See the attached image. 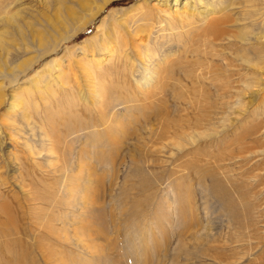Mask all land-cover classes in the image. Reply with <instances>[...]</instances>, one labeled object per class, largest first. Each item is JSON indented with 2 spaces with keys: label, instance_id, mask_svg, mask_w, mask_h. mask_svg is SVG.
<instances>
[{
  "label": "rangeland",
  "instance_id": "rangeland-1",
  "mask_svg": "<svg viewBox=\"0 0 264 264\" xmlns=\"http://www.w3.org/2000/svg\"><path fill=\"white\" fill-rule=\"evenodd\" d=\"M8 1L10 2V0H0V44L9 50L11 55H15V58L8 63L9 69L18 66L24 60L30 61L35 58L37 61L35 68L30 69L27 73H20L18 80L23 82L28 77L32 79V75L37 71L42 78H38L37 83L33 82L38 85L37 89L43 85L51 86L53 84L55 87H52L56 88L55 76L61 72L57 71L58 68L52 70L49 67L51 62L56 65L61 62L60 58L64 55V61L61 64L63 68L60 67L64 70L60 76L68 75L70 72L74 73L73 70H67V66L74 64L77 58H82L80 57L82 56L81 50H77L75 47L82 46L84 40H89V44L95 42L106 33L109 35L108 37L113 38V34H115L112 33L113 27L121 36L120 41H122V37L129 36L130 33L132 34L131 38L134 37L136 42H138L137 38L140 34L142 35L138 39L140 42L147 35L159 37L162 34L170 39L173 37L177 39L178 36L186 37L181 19L171 13L172 8L170 7L173 0H166V4L156 6H152L153 0H111L100 9L96 18L94 17L81 31H76L71 38L63 43L62 36L72 26L84 21L103 0H90L91 2L86 0H11L8 6L3 9L1 5ZM80 1L82 4L78 6ZM233 1L239 7L241 1ZM159 8L165 10L167 14H159ZM12 13L16 18L15 22L2 20V16ZM133 17L138 18L135 26L128 20ZM126 25L128 26L127 32L125 31ZM137 27L140 32L133 35L132 31ZM28 33L39 36L42 44L36 45V42L34 45H29L26 52H17L19 51L15 49L17 46L23 45L24 48L26 39L22 37ZM111 40H107L108 44L115 48L113 42L115 43L116 40L114 38ZM183 40L184 38L181 39L182 42ZM174 42L175 40L170 41L171 44L169 43L168 47L176 49L178 46ZM59 43V47L55 51H51L50 45L57 46ZM120 44L122 45V42ZM120 44H118L120 48L116 49V53L120 51L125 54V52L131 51L129 48L121 47ZM186 46L187 44L184 45L182 51L179 44L180 51L176 55L174 54L175 56L179 54L180 57L170 67L172 69L169 68L172 77H178V72L189 70L191 67L190 70L195 69L198 67V62H201V58L198 59L197 54L187 53ZM66 47L68 51L65 52ZM165 47L167 48V46ZM2 54L0 51L1 61ZM95 55L99 56L101 53ZM207 60L209 61L208 53L205 54L202 61ZM215 62L220 63L218 58L215 61H210L214 64ZM127 68L129 69V64ZM77 75L80 77L79 82L81 83L82 74L77 72ZM205 81L207 82V80ZM180 83H182L179 85L182 86L181 90L185 92L182 91L184 93L181 94L180 88H177L179 89L176 91L177 95L180 96H177L178 98L172 97L170 92L165 97L169 100L167 101V110L176 117L180 113L179 109L182 106L186 107L187 117L194 121L197 112L204 111L203 114L213 116L214 119L212 118L213 120L210 119V121L216 124L218 95L214 91L207 94L193 91V87L190 88L193 84L189 81H184V85L183 82ZM0 84H2V91L5 94L14 89L10 85L9 79L2 76L1 73ZM20 85L22 87L20 89L25 91L33 89V86L28 87L29 83H20ZM176 86L178 84L174 86L175 89ZM207 86L211 87L209 84ZM107 88L109 87L107 86ZM37 89L34 88L38 96L39 89ZM44 96L38 97L41 104L40 112L50 113L53 109L45 110L44 106L48 99L47 95ZM199 96H202V99ZM247 96L245 95L244 101L249 105L247 101L249 96ZM86 98L87 96L83 95L80 98H74L73 101L78 103V107L89 106L90 102L86 103ZM201 103L204 104L201 105ZM8 104L5 106L8 107ZM66 104L64 102L63 105ZM5 106H0L1 119V114L6 111ZM117 106V112L120 113L119 116L123 120L122 123L126 126L127 132H125L126 135L119 134V136L106 141L99 135L103 133V122L99 115L98 117L95 115V119L92 121L93 128L83 131L84 123H78L76 125L82 130L75 133L72 132L71 127L70 130L68 129L69 131L67 130L64 124L70 119L64 118L60 113L52 117L53 126L45 122L43 126L48 134L63 136L64 133L70 132V136L66 138L68 143L59 145L62 153L65 152L63 157L52 167H49L50 161L43 150L42 155L45 158H39L38 164L32 163L25 157L27 152L22 148V145L18 144L17 147H13V141L5 136L7 130L1 128L3 131L0 132L1 136H5L6 139L4 144L0 145V165L6 162L8 151L21 157L22 183L25 184L24 189L28 188L32 200H27V195L23 194L24 192L16 184L14 186L10 182L5 185L0 183V209L2 211V213L0 211V264H264V192L247 191L246 181L237 178L231 184L223 181L225 184L223 188L232 190L231 200L227 203L218 196L215 197L216 194H212L210 187L214 183L212 180H219L222 177V172L219 174L221 144L218 137L199 138L189 146L185 144V141H179L182 145L184 144L181 146L182 150L177 148L171 150L170 148L173 153L168 155L169 147H167L168 149L155 152V154L149 152L142 140L137 141L135 138V134L142 135L146 141L151 140V135L156 137L155 133L159 126L154 121L151 108L145 111L152 113L149 114L150 119L145 120L143 117L144 108L142 113L140 110H133V118L130 120L126 116L124 117L123 106L121 104ZM199 109L202 111H198ZM92 113H95V110ZM137 113H141L139 116L144 121L137 116ZM253 113L259 114L257 111L252 112L249 116L250 120H253ZM135 120L138 123H135ZM79 121L81 119H72L74 123ZM39 122L37 117L36 128H39L41 123ZM242 125L243 123L236 124L235 128H238L236 132L242 130ZM90 135L95 137L87 139ZM33 144L37 150L41 149L36 142ZM67 145L68 147H65ZM156 147L159 145L156 144ZM79 162L82 163L83 168L82 178L79 183L77 181L76 187L71 192L72 195H67L62 182L63 175L75 178L79 172ZM1 168L3 167L1 166ZM0 172L8 180H12L4 168ZM88 172H90V178L92 177L89 197L91 204L89 206V202L85 206L83 202L86 199L84 200L82 197L81 189L86 184L84 177ZM16 177L20 178V175L18 174ZM234 186L235 188H233ZM187 195L191 196L194 206L193 220L188 231ZM4 202L8 203L11 211L9 214L1 208V204ZM232 213L235 214V217ZM38 216L41 219H38ZM230 216L232 219L229 218ZM43 221L47 223L45 224L47 227L41 231L37 225ZM51 230L55 231V235ZM250 233H252L251 237ZM40 234H42L41 238ZM205 234H209V238ZM258 234L261 237H258ZM232 237L241 240L238 243L233 242ZM195 238H200L202 242L196 248L193 246L196 243ZM257 238H261L259 245ZM211 244H219V247H223L222 252L218 248L220 256L216 252L218 250H215ZM187 247L191 257L189 254L187 255ZM94 248L97 252H92ZM41 252H44L45 258ZM223 256L226 257L223 258Z\"/></svg>",
  "mask_w": 264,
  "mask_h": 264
},
{
  "label": "bare ground",
  "instance_id": "bare-ground-1",
  "mask_svg": "<svg viewBox=\"0 0 264 264\" xmlns=\"http://www.w3.org/2000/svg\"><path fill=\"white\" fill-rule=\"evenodd\" d=\"M110 1L111 0H103L100 5L96 6L95 9L90 12V15L86 19L83 18L85 19L84 21L75 24L69 29V31L67 30L68 32L62 36V43L71 38L76 31H81L98 14L100 9L105 7ZM240 1L238 7L233 0H173L172 6L170 7L172 8L171 13L181 19L182 28H184V30H182L186 34V37L178 36L177 39H174V37L173 39H170L162 34H160L159 37H150V35H147L150 38L145 36L140 42L138 40L142 36L140 34L137 38L138 42H136L134 37L131 38L132 34L130 33V37L126 35V37H122V41H120L119 38L121 36L118 35L116 28L113 27L112 33H115L113 34V38L116 40L115 43L113 42L115 48L108 44L107 40L113 38L111 36L108 37L109 35L107 33L105 34L106 37L103 36L99 40L90 44L89 40H84L85 42L82 46L75 47V49L77 48V50H81L82 56L80 57L82 58H77L74 61V64H69L67 66V70H73L74 73L70 72L68 75L60 76L64 70L60 69V67H62L61 64L64 61V55L60 58L61 62H58L56 65H54L53 62L49 64V67H51L52 70L58 68L59 70L57 69V71L59 73L61 72L59 75L55 76L57 81L56 88H54V84H50L51 86L43 85L41 88H38V90V85L33 84L34 81L37 83L39 79H42L37 71L32 75V79L31 77H28L23 82H19L18 78L20 73H27L30 69H34L37 61L35 58H32L30 61L24 60L20 62L18 66L9 69L10 66L8 63L15 58V55H11L10 51L5 49L4 45L2 46V44H0V51L3 53L2 61L0 60V73L2 76L9 79L10 85L14 88L13 91L5 94L2 91V84H0V106H5L10 103L8 104V107L5 106L6 111L1 114L0 132H3L1 128H5L7 130L5 136H8V138L13 141V147H17L18 144H21L22 148L27 152V154L25 153V157L31 160L32 163L38 164L37 160L39 158H45L44 155H42L43 150L44 154H46L50 161L49 167H52L55 166L59 159L63 157V153H65H62L59 145H66L68 143L66 138L70 136V132L68 134L64 133L63 136L53 135L51 133L48 134V131L43 125L45 122H48L53 126L51 119L55 115L60 113L64 118L68 117L70 120H67L64 126L67 130H70L71 127L73 133L82 130V128L76 125L78 123H84L83 127L85 128H83V131H88L90 128H93L92 121L95 119V115H97V117L99 115V118H101L100 120L103 122V133L102 135L98 134L101 139L106 141L119 136V134H125V132H127L126 126L123 125V120L119 116L120 113H118L116 109L118 104L123 106L124 117L126 116V118L130 120L133 118V110H140L142 113L144 108H147V110L144 109L143 117L145 120L150 119L149 114L151 112L147 113L145 111H148L149 108H151L150 110H152L154 115V121L159 126L158 131L155 133L156 137L155 135H151V140L146 141L142 135L135 134L136 140H142V143L149 149V152L158 153L169 147V149L167 148L169 150L168 155H172V149L177 148L180 150L181 146L184 145L179 143V141H185V144L189 146L198 141L199 138H212L217 136L220 141L219 143L221 144L219 151L221 152V157L219 159V174L222 172V177L219 179L220 181L217 179L212 180V182H214L210 186L212 194H216L213 195L215 197L218 196L227 203L231 200L230 196L232 190L230 191V189L223 188L225 185L223 181L231 184V182L236 181L235 179L237 178L246 181L245 187L248 188L247 191L255 193L264 192V0ZM10 2L8 1L6 4H3L4 6L1 5V7L5 9ZM76 2L78 3V1ZM81 4L82 2L80 1L78 6ZM158 4H166V0H153L152 6ZM237 7L240 10L237 9L236 11ZM79 10L81 11L80 8ZM162 13L167 14L165 10L160 9L159 14ZM68 16L66 17L68 18ZM1 18L4 21L15 22L16 20L13 13L10 15H4V17L2 16ZM169 19H171V17H169ZM128 20L133 23L134 26L138 22V18L136 17ZM125 28V31L127 32L128 26L126 25ZM129 31L131 32L132 30ZM132 32H134L133 35H136L140 32V29L137 27ZM22 38L26 39L24 48L23 45L15 48L19 50L17 52L20 53L26 52L29 45H34L36 42V45L42 44L40 37L35 34L33 35V33H28ZM182 38H184L183 42L181 41ZM174 40V43H176L178 47L180 44L182 51L184 50V45L187 44V53L190 52L192 54H197L198 59L201 58V62H198V67L193 70H190L191 67L189 70L178 72V77H175L174 75V77H172V73L169 71L172 69L170 67L175 60L180 57L179 54L175 56L176 53L180 51L178 47H176V49L173 47L169 48L170 46L168 47L170 41L173 42ZM120 42H122V45ZM118 44H120L121 47L129 48L131 51H128L127 53L125 52V54L120 53V51L116 53V49L120 48ZM59 45L60 43L57 44V46L50 45L51 51H55ZM165 46H167V48ZM38 47L41 48V46ZM66 51H68L67 47L65 52ZM41 53H43V51H41ZM97 53H101V55L96 56L95 54ZM207 53L209 54V61L207 60L203 62L202 60ZM217 58L220 61L219 64L216 62L215 64L210 63V61H215ZM128 64L129 69L127 68ZM77 72H80V75L82 74V80H80L81 83L83 81L82 84L79 82L80 77H78ZM205 80H207V82ZM184 81L191 82L193 86L191 85L190 88L193 87V91H198L200 94H207L214 91L216 95H218V109L215 107L216 110H218L216 124H213L210 121V119H214L213 116L203 114L204 111L200 112L202 114L197 112L198 114L196 115V119L194 118V121L189 120L187 117L186 107L182 106L178 111L180 113L176 117L171 114V111L167 110V101L169 100L165 97L170 94V92L172 97H177L178 95L176 91H179L177 88H180L181 90L182 86L179 85L182 84L180 82H183L184 85ZM20 83H29L28 87L31 88V86H33V89H27V91L20 89L22 88ZM176 84H178V86H176L175 89L174 86ZM207 84L211 87H208ZM107 86L109 88H107ZM188 87L187 89H189ZM34 88L38 90V96ZM182 91L184 90H181V94L185 92ZM44 95L48 96H46L48 100H46L47 104H45L44 108L45 110L53 109L50 113L40 112L39 108L41 107V104L38 101V97H43ZM83 95L87 96L85 102H90L88 104L89 106L78 107V103L74 102L73 99L76 97L80 98V96L82 97ZM245 95L249 96V100H247L249 105L244 101ZM63 100L67 103L66 105H63ZM202 104L204 103H201V105ZM94 110L95 113H92ZM198 111L202 110L199 109ZM255 111L259 114L253 113V120H250L249 116ZM139 114L137 116H139ZM37 117L41 122H39V128L35 127ZM72 119H81V121L74 123L72 122ZM134 122L138 123L136 120ZM238 123H243L240 132H236L238 128H235ZM1 134L2 133H0V145L4 144L3 142L6 139L5 136H1ZM93 137L95 136L90 135L87 139H92ZM30 139L36 140L33 142L39 144L41 149L37 150ZM156 144L157 146L159 145V147H156ZM65 147H68V145ZM20 158L21 157L17 154L9 151L7 152L5 158L6 162L4 161L5 163L1 164L0 168L2 166L6 170V174L9 175L12 180H8L4 177V174L0 172V183L5 185L10 182L14 186L16 184V186H19L21 191L24 192L23 194L27 195V200H32L28 188L24 189L25 184L22 183L20 168L22 165L20 163ZM78 170L79 172L75 178L63 175L62 182L64 191H66L67 195H72L71 192L73 188L76 187L77 181L79 183L82 178L83 168L82 163L80 162ZM89 173L90 172L84 177L86 179V184L81 189V195L84 197V200L86 199L83 202L85 206L89 202V206L91 204L89 197L91 192L90 181L92 177L90 178ZM18 174L20 175V178L16 177ZM233 188H235V186ZM190 197L191 196L187 195V231L190 230L191 221L193 220L192 217L194 215V206ZM37 200L40 199L37 198ZM1 208L8 214L11 212L7 202L2 203ZM28 208L30 209L31 207ZM39 211H41V209H39ZM232 215L234 216L235 214L232 213ZM37 218L41 219L39 216ZM229 218L232 219V216ZM45 224L47 223L43 221L39 223L37 227L42 231L47 227ZM51 232L55 235V231L51 230ZM251 234L252 233H250V237ZM261 234L263 235L262 232ZM41 235L42 234H40V238L42 237ZM205 235L207 237L209 236V234ZM235 236L237 237V235ZM258 237H261V235ZM231 239L233 242L237 243L241 240L238 238L233 239V237ZM250 240L251 239L249 238V242ZM40 241L42 243V240ZM194 241L196 242L193 245L194 248L202 244L200 238H195ZM260 241L261 240L258 241V245ZM233 242L230 241V243ZM212 246L215 250H218V248L221 252L223 250V247H219V244H213ZM220 251H216L218 252V256H220ZM92 252H97L96 248H94V251L92 250ZM41 253L44 257V252ZM189 253L190 251L187 247V255ZM224 257L226 256H223V258Z\"/></svg>",
  "mask_w": 264,
  "mask_h": 264
}]
</instances>
